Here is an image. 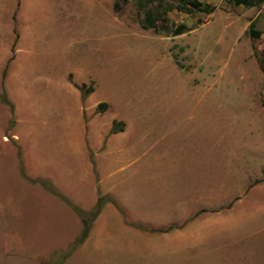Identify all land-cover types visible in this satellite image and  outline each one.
<instances>
[{"label":"rangeland","instance_id":"374dc122","mask_svg":"<svg viewBox=\"0 0 264 264\" xmlns=\"http://www.w3.org/2000/svg\"><path fill=\"white\" fill-rule=\"evenodd\" d=\"M41 1L0 66V264H264V2ZM100 182L156 233L109 207L77 242Z\"/></svg>","mask_w":264,"mask_h":264},{"label":"crops","instance_id":"0c3cea01","mask_svg":"<svg viewBox=\"0 0 264 264\" xmlns=\"http://www.w3.org/2000/svg\"><path fill=\"white\" fill-rule=\"evenodd\" d=\"M98 2V4L103 7V8H106L108 11H109V8L108 6H105L103 0H95ZM3 1L0 0V24L5 21L7 24H6V27L5 28H1V25H0V42H2V45L0 47V66L2 64L3 67L5 68L6 64H7V61L9 59V61H13L15 58H16V55L18 53H20V45H21V42H22V39H23V34H20V28L18 27V25H20V21L21 19H25L27 17L24 16L25 12H27V14L29 15L31 13V10H33V7L36 8V7H40L42 5V1L41 0H31L29 2L30 6L25 8L24 7V1L23 0H15L14 2H11L10 5L12 6L11 8L9 7H3L2 6V3ZM4 8V9H3ZM3 9V10H2ZM112 9H113V5H112ZM114 10V9H113ZM177 10V9H176ZM187 14V13H186ZM112 15H113V12H112ZM114 18V16H113ZM180 20V19H179ZM188 24V25H187ZM187 28H186V31H189L191 30L193 27L192 25H190L188 22H186V25H185ZM185 32H182L180 34H176V35H172L175 39H178V38H181L180 36L182 34H184ZM3 33V34H2ZM179 42V41H178ZM180 43V42H179ZM178 43V44H179ZM180 45H182V43H180ZM15 47V51H14V55H13V58H12V47ZM185 48L187 47L186 45H184ZM8 61V62H9ZM9 64L10 62L8 63V69H11V65L9 67ZM177 65V64H176ZM179 66V65H178ZM0 68L1 73H2V80H4L5 76L7 78V75H9V70L7 69V72L4 71V68ZM7 68V66H6ZM76 84V83H75ZM84 84V83H83ZM78 85V84H76ZM82 85V84H81ZM78 88V86H76ZM92 92V91H91ZM91 92L88 93V95H86V97L84 98V100L82 99L81 97V94L79 92V96H80V100H83V102L86 101V99L88 100L89 96L91 95ZM82 102V101H81ZM108 105V103H107ZM15 106V105H14ZM16 108V106H15ZM81 108H82V111H83V107L81 105ZM107 110V109H106ZM15 113H16V109H15ZM113 121H117L116 119H113ZM18 122V119L16 120V123ZM125 124V123H124ZM124 125H122L121 129L119 131H116V132H111L110 131V134H117V133H122L124 132ZM111 129V127H110ZM105 142V140H104ZM89 149L90 147L87 146ZM88 149V151H89ZM90 161L91 162V165L93 166V169L95 170V159L92 157L93 156V151L90 150ZM123 167H119L117 169H114V171L112 170V172H118L119 169L121 170ZM111 172V173H112ZM110 173H108L109 175ZM111 175V174H110ZM46 179V178H45ZM99 187V190H98V195H97V189L95 188V199L98 198L99 195L101 196H108L109 197V200H107L105 203H103L98 215L93 219L92 221V224L90 225V229H89V232H88V235L86 236V238L84 239V242H86L87 240H89L91 238V236L93 235V232H94V229H95V225L96 223L98 222V219L101 217V215L106 211V209H108L109 207L112 208V210L117 213V214H122L124 216V222L126 224L123 223V221L121 222L122 224L120 226H123L127 229H132L133 232H137V233H142V232H145V234H154L156 232H152V233H149L147 231H143L142 230V224L137 222L136 220H131L130 218L126 221L125 220V209L126 207L121 203V202H117V200L114 198V195H113V191H114V188H103L102 187V184L101 182L99 183L98 185ZM109 187V186H108ZM97 196V197H96ZM96 202V200L94 201ZM94 202L90 205V207L93 206ZM95 205V204H94ZM202 210V209H200ZM216 210V209H214ZM187 221V220H186ZM185 221V222H186ZM129 225V226H128ZM187 226V225H186ZM188 229V227H185V230ZM182 230V229H181ZM161 231V230H160ZM160 231H157V232H160ZM165 231H168V230H165ZM183 232V231H182ZM177 234H181V231H178L177 230ZM164 236H166V234H164ZM170 236H168L166 239H168ZM175 248V246H173V249Z\"/></svg>","mask_w":264,"mask_h":264},{"label":"trees","instance_id":"16d2710c","mask_svg":"<svg viewBox=\"0 0 264 264\" xmlns=\"http://www.w3.org/2000/svg\"><path fill=\"white\" fill-rule=\"evenodd\" d=\"M229 1L235 5H242L245 7L258 6L264 2V0H229ZM175 8L178 11H181V12H184L187 14H191L192 12H195V11H200V12H204V13L209 14L214 10V6H211L208 3H202L199 0H176ZM157 20H158L157 16L151 14V12L148 11L144 15V20H143L142 26L148 27V28H153L154 30H157V28H158ZM186 28L187 27L185 25L181 24V25L176 26L175 28H167L168 29L167 31L170 32L172 35H176V34H180L182 32H185ZM248 33L253 38L260 36V31L254 28L253 20L248 25ZM259 68H260L261 72L264 74V48L261 50V53H260ZM4 101L6 103H8L10 106H12L11 103L7 99H4ZM104 106H105V104H102V103H98V105H97L98 109H102ZM119 130H120V128L119 129L115 128L114 125L111 127V132H116ZM43 183H45V182H43ZM45 185L49 191L53 190L52 187L48 186L47 184H45ZM53 191L59 197L64 198V196H62L61 194H59L55 190H53ZM105 200H107V197H99L98 198L97 203H96V208L93 211H91L89 214L90 219L93 220L98 215V213L102 207V204ZM73 207L79 213L81 212V210L77 206H73ZM81 220H82V223L84 225V229L82 231L81 237L78 239L77 242H82L86 238V236L89 232V227H90V225L86 222V220L83 217L81 218Z\"/></svg>","mask_w":264,"mask_h":264}]
</instances>
